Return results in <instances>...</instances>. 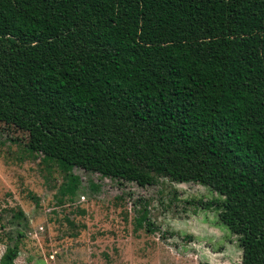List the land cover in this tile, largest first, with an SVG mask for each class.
Returning a JSON list of instances; mask_svg holds the SVG:
<instances>
[{
  "label": "trees",
  "instance_id": "obj_1",
  "mask_svg": "<svg viewBox=\"0 0 264 264\" xmlns=\"http://www.w3.org/2000/svg\"><path fill=\"white\" fill-rule=\"evenodd\" d=\"M0 124L67 173L210 188L264 264V0H0Z\"/></svg>",
  "mask_w": 264,
  "mask_h": 264
},
{
  "label": "rangeland",
  "instance_id": "obj_2",
  "mask_svg": "<svg viewBox=\"0 0 264 264\" xmlns=\"http://www.w3.org/2000/svg\"><path fill=\"white\" fill-rule=\"evenodd\" d=\"M27 142L0 124V259L21 231L16 264H242L237 237L198 203L220 198L210 188L167 178L142 188L67 173ZM146 209L152 232L140 226Z\"/></svg>",
  "mask_w": 264,
  "mask_h": 264
}]
</instances>
